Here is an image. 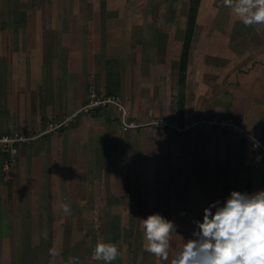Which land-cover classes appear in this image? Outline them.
Listing matches in <instances>:
<instances>
[{
	"label": "crops",
	"instance_id": "crops-1",
	"mask_svg": "<svg viewBox=\"0 0 264 264\" xmlns=\"http://www.w3.org/2000/svg\"><path fill=\"white\" fill-rule=\"evenodd\" d=\"M112 1L53 0L49 8L20 11L16 17L26 16L16 23L0 22V135L44 132L50 122L78 112L90 86L117 96L139 123L173 113L180 125L193 117L223 116L233 118L244 135L217 127L186 134L157 127L123 131L114 108L81 114L57 133L21 146L13 177L3 173L0 153V241H32L30 226L47 219L55 207L63 211L64 203L70 210H87L83 224L102 225L140 224L134 210L144 208L147 218L162 202L181 209L169 218L182 226L172 241L183 246L193 221L202 220L211 202L242 191L241 186L250 193L264 189V50L260 57L253 50L237 54L234 39V33L248 34L255 27L237 29L243 24L223 7L221 23L212 25L224 27L228 18L230 40L193 41L181 78L183 40L176 39L173 22L180 23L185 11L159 26L157 17L165 12L172 17L171 10L142 9L137 0ZM198 16L201 27L204 17L216 18L217 12L202 5ZM142 177L154 189L142 187ZM105 209L124 215L105 218ZM69 214L77 220L73 223L79 221ZM54 219L51 214L53 226L62 224ZM36 235L44 241L47 234ZM177 250L172 247L171 254ZM143 252L149 264H158Z\"/></svg>",
	"mask_w": 264,
	"mask_h": 264
},
{
	"label": "rangeland",
	"instance_id": "rangeland-1",
	"mask_svg": "<svg viewBox=\"0 0 264 264\" xmlns=\"http://www.w3.org/2000/svg\"><path fill=\"white\" fill-rule=\"evenodd\" d=\"M220 1L221 0L219 1L207 0L200 5V8L203 5L205 11L213 10L217 12V17L216 18L215 16L210 18L204 17L203 20H205L206 22H204V25H202L201 27L196 26L193 41H203V42L211 41L213 43H216L217 41L220 40L223 41L230 40V36L228 35L230 34L229 32L230 25L228 22V18H226L227 24L225 21L224 27L223 25L220 26L212 25V24H216L214 20H218L221 23V19L219 18V11H221V9L224 6L222 4V1L221 2ZM188 2L189 0H176V1L175 0H149V1L137 0L136 3L137 4L140 3L141 4L140 7L142 9L153 10L154 8L159 7V10H165L167 12L171 10V12H173L172 17H167L165 14L166 12L164 14L162 13L160 16L157 17L159 21V26L161 23H164L165 20H169V21L173 20L175 13H177L180 10H184L185 11L184 16L181 15L182 17H180L179 19L181 20V22L178 24L173 22L174 25H177L176 27L173 28V31H175L176 33V39L183 40L184 32L187 26ZM53 3H54L53 0H47L44 4L38 2V0H0V22L2 24L16 23L17 21L21 20L24 16H26V14L24 13V15L21 14L20 17H16L15 15L18 14L20 11L23 10L26 11L27 9H35V8L46 9L49 8L50 5ZM111 3L120 4L121 2L115 0L114 2L112 1ZM31 16L32 13H30V18ZM197 18H199V16ZM173 24H169L170 26L169 29ZM254 27L255 29L248 34L245 32L240 33L239 31L236 34L234 33V35L236 36V38L234 37V39H236L235 42L238 46L237 54L238 52L241 54V53H246L249 50L252 52L253 50L255 51L254 56H258V57L262 56L264 50L263 49L264 46L262 45V34L264 29L261 28L262 25H257ZM237 29H240L241 31L246 30L244 25L243 27L238 25ZM225 36H227L228 39L225 38ZM226 50L229 51L228 49ZM221 52L222 55L224 56L227 55L224 53L225 51H221ZM204 117L209 118L214 116H204ZM206 128L209 127H205L199 130L200 131L206 130ZM10 176L13 177V174L11 173ZM157 179H161V178L159 177ZM148 184H149L148 177H142L141 186L154 189V186L150 187L148 186ZM241 188H242L241 192H244L245 187L241 186ZM166 207H167V203L160 202V206H158V208L153 209L152 214L160 213L170 220L169 216L171 215L172 211L178 212V214L181 211V209H177L176 207L173 208H166ZM55 208L56 209L51 210V213L48 212L49 213L48 218L45 219L49 223L48 225H42L41 223L45 220L39 218V224H34L30 226L28 232L31 233L35 232V239H32V241L31 240L27 241V239L25 240L12 239L10 241L9 240L0 241L1 253H3L4 251L5 252L10 251L12 253V255L8 257L5 256V254H1L3 256L0 257V264H10V263L11 264H66L70 256L78 258L79 264H86L87 261L90 264H103L102 261L97 262L91 259L92 251L98 241L114 242L117 245V247L120 249L121 256L118 257V259L114 261L113 264H149L150 263L149 256H145V257L140 256V253L143 252L141 251L143 250V247H142L141 233L139 228L140 224H133V223L106 224L105 223L102 225L99 224L85 225L82 223L83 221L82 222L80 221V218L84 216V214H86L87 210H85L84 212V210L82 209L70 210V213L71 212L74 213L75 214L74 216L78 215V219H79L78 222L73 223L74 221L77 220L73 219V217L72 218L69 217L70 216L69 213L66 214L57 207ZM134 211H135L134 213L137 214L136 215L137 218L135 219L136 222L138 223L141 222L140 216H144V218H146L145 215H147V211L144 208L142 209V211L137 209H135ZM117 212L118 213L120 212L119 214L122 213L121 215L118 214L121 217L124 215L123 210L105 209V218L115 217V215H117ZM102 213L103 212H98L100 216H102L101 215ZM51 214L52 216L55 217L57 223H59L61 220L62 224L56 226L50 224ZM126 214L129 213L126 212ZM88 216H90V218H96L94 214L91 212V210H88ZM129 216L132 217V215ZM105 222L107 221L105 220ZM177 226L178 227L176 229V232L172 233L175 236V238L179 236V233H181L182 226L180 225ZM187 228L188 226H186V229ZM190 229L191 230L194 229V226H190ZM24 232H25V226H24ZM41 232H45V234H47L45 236L44 241L40 240L36 235L37 233H41ZM6 235L7 234H5V236ZM172 247L174 249L176 247L179 249L180 247H182L181 242L179 240L172 241ZM50 250L55 252V256H53L50 253ZM143 254L148 255V253L145 251L143 252ZM151 263L154 264L153 261Z\"/></svg>",
	"mask_w": 264,
	"mask_h": 264
},
{
	"label": "clouds",
	"instance_id": "clouds-1",
	"mask_svg": "<svg viewBox=\"0 0 264 264\" xmlns=\"http://www.w3.org/2000/svg\"><path fill=\"white\" fill-rule=\"evenodd\" d=\"M224 7L245 27L264 25V0H222ZM254 139V138H252ZM63 211L70 213L64 203ZM175 254L172 233L177 225L160 213L142 218L139 228L145 252L164 264H264V189L232 190L223 201H213L203 210L202 220ZM55 256V252L50 250ZM121 256L114 242L98 241L91 259L113 264ZM66 264H79L69 257Z\"/></svg>",
	"mask_w": 264,
	"mask_h": 264
},
{
	"label": "built area",
	"instance_id": "built-area-1",
	"mask_svg": "<svg viewBox=\"0 0 264 264\" xmlns=\"http://www.w3.org/2000/svg\"><path fill=\"white\" fill-rule=\"evenodd\" d=\"M107 108H114L117 110L119 126L123 131L157 127L173 131L176 134H186L205 127H217L244 135L243 131L236 126L235 120L230 117H193L180 125L177 121V114L173 113L171 118L139 123L132 115L131 109L117 96L103 95L98 92L94 86H90L88 89L87 101L82 105L79 111L64 120L50 122L44 132L36 136H30L21 132H11L0 135V153L3 160V172L7 174V176H10L15 166L19 150L24 144L30 143L44 135L57 133L60 129L69 126L71 121L81 114H88L98 109Z\"/></svg>",
	"mask_w": 264,
	"mask_h": 264
},
{
	"label": "trees",
	"instance_id": "trees-1",
	"mask_svg": "<svg viewBox=\"0 0 264 264\" xmlns=\"http://www.w3.org/2000/svg\"><path fill=\"white\" fill-rule=\"evenodd\" d=\"M201 1L202 0H189L187 4L188 6L187 26L184 32L183 48H182L181 62H180L181 78L184 77V74L186 73L187 70V65L191 52V46L197 26V17H198Z\"/></svg>",
	"mask_w": 264,
	"mask_h": 264
}]
</instances>
